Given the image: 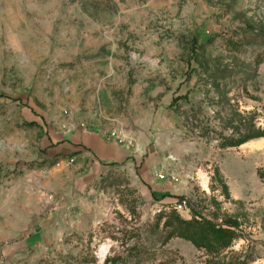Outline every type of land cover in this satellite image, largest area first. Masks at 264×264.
<instances>
[{
    "label": "rangeland",
    "instance_id": "rangeland-1",
    "mask_svg": "<svg viewBox=\"0 0 264 264\" xmlns=\"http://www.w3.org/2000/svg\"><path fill=\"white\" fill-rule=\"evenodd\" d=\"M85 130L128 161L56 169ZM0 264H264V0H0Z\"/></svg>",
    "mask_w": 264,
    "mask_h": 264
},
{
    "label": "crops",
    "instance_id": "crops-1",
    "mask_svg": "<svg viewBox=\"0 0 264 264\" xmlns=\"http://www.w3.org/2000/svg\"><path fill=\"white\" fill-rule=\"evenodd\" d=\"M60 145V146H59ZM58 145L56 153L59 164L66 167L65 170H75L79 172L85 179L94 177L99 174L104 168L128 161L129 148L125 145L118 144L114 139L107 138L104 135L93 131L69 132L64 140ZM146 184L151 185L149 193L154 197L162 193L150 179H146ZM183 190L166 191L171 196L184 195ZM167 197L158 199V204H170Z\"/></svg>",
    "mask_w": 264,
    "mask_h": 264
},
{
    "label": "built area",
    "instance_id": "built-area-1",
    "mask_svg": "<svg viewBox=\"0 0 264 264\" xmlns=\"http://www.w3.org/2000/svg\"><path fill=\"white\" fill-rule=\"evenodd\" d=\"M110 138L114 139L118 144H121V145H124L125 144L124 142H126L124 135L122 133L113 132L110 134ZM157 178L161 180H167L168 182H171V183H177L179 181V177L172 173H167L166 175L159 173L157 174ZM171 207L176 213L188 212V209L186 207V199L182 196H179V199H177L172 204Z\"/></svg>",
    "mask_w": 264,
    "mask_h": 264
},
{
    "label": "trees",
    "instance_id": "trees-1",
    "mask_svg": "<svg viewBox=\"0 0 264 264\" xmlns=\"http://www.w3.org/2000/svg\"><path fill=\"white\" fill-rule=\"evenodd\" d=\"M181 226H184L185 228H181ZM208 229L209 227H207V225L201 227L199 223L193 221L191 223L178 222V225L174 227L173 231L175 230V235L177 234L176 236L193 238L197 237V235L202 237L207 233Z\"/></svg>",
    "mask_w": 264,
    "mask_h": 264
}]
</instances>
